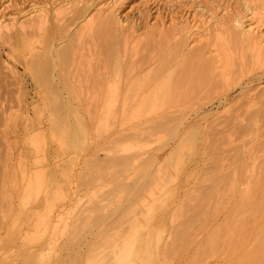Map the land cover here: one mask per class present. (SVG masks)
<instances>
[{
  "label": "rangeland",
  "instance_id": "1",
  "mask_svg": "<svg viewBox=\"0 0 264 264\" xmlns=\"http://www.w3.org/2000/svg\"><path fill=\"white\" fill-rule=\"evenodd\" d=\"M59 1L0 0L10 28L0 37V264H112L132 239L149 264H264V67L234 37L236 18L252 23L243 2L117 0L127 23L109 58L96 11L106 0L56 19ZM35 4L47 10L41 31L10 21ZM201 16L199 38L190 29ZM215 32L233 68L224 81L220 64L193 77L215 60ZM69 45L64 64L37 69ZM190 57L192 71L177 77ZM111 93L117 113L105 115ZM59 213L57 232H44L41 219Z\"/></svg>",
  "mask_w": 264,
  "mask_h": 264
},
{
  "label": "bare ground",
  "instance_id": "2",
  "mask_svg": "<svg viewBox=\"0 0 264 264\" xmlns=\"http://www.w3.org/2000/svg\"><path fill=\"white\" fill-rule=\"evenodd\" d=\"M109 1L110 0H106L105 3L100 1L102 3L96 7V11L98 14V18L101 19V22H102V25L100 26L99 31H98V36H99L100 41H101V47H102V50H106L107 53H109V55H107L106 57L111 58L113 56V55L111 56V53L113 52V50L117 51V50L121 49V48H119L120 41H119V38L116 37L117 36L116 34H117V32L119 34V32H121L125 29L127 21L121 20L120 16L118 15V13L115 9L117 6V0L115 2H109ZM240 1L243 2V6H244L245 10L247 11V13L250 14V18L248 20L249 23L250 22H252V23L247 24L248 22L244 21L245 18H236L233 22L235 25V29L237 31V32L235 31L234 37H235L236 41H239V43H240L239 45L242 46L243 50H249L250 51V53H251V64H253V66L256 68H263L264 67V32H263L264 31L263 30V26H264V2L258 4L257 2H254L251 0H240ZM84 3H85V0H61V1H59V3H57V4L55 3V5H53L54 17L56 19L64 18L66 15H70L73 11L75 12L76 9L81 5L83 6ZM5 10L6 9H4V11ZM46 11L47 10L45 7H38L35 4V5L31 6L29 11H27V12L25 10L16 11L17 13L14 15H10L9 19L14 24H19V22H20L19 19H21V18L27 20L29 25L22 24V23L20 25L22 31H25L27 29H37L38 31H41L43 29L44 24L46 23L45 22ZM2 12H3V10H2ZM6 17H7L6 15L0 16V37L2 35H4L5 33L10 31V28L6 24L7 23L5 20ZM241 17H244V16H241ZM202 18H203V20L201 21L200 19H202ZM200 19L198 22L196 20L197 23H195V24H197V25H195L193 27L191 26L192 28L190 30L191 31L196 30L198 32L197 35L201 34V36H199V38H202V33H206L208 21H207V19L204 20L203 16H201ZM92 25H93V22L88 21L87 24L80 30L81 32L79 35L82 36L87 31H90ZM34 27H36V28H34ZM187 29L185 31L186 34L190 32ZM15 39L17 40L18 37H15ZM185 39H187V38H185ZM185 39L183 40V43H185V41H186ZM48 40L49 39L46 38L42 42V44L45 45V50H51V44L48 42ZM17 41L21 46H23V47L26 46V42L22 38L21 39L19 38ZM187 41H186V43H187ZM245 45H247V46L245 47ZM70 47H72V46L69 45L67 48L59 49L61 51H59L57 53L56 60H54L53 58H47V57L36 60L35 64L38 67L37 69H39V67L40 68L42 67L41 69H43L44 72H47V71H45L47 69H44V67L45 68H49V67L51 68V66H52L54 68V67H57L58 65L64 64L67 52L69 51ZM210 47H211V50H213V52L215 53V56H216L215 60L209 59V60H206L204 62H201V64L198 65L199 67L193 71L194 75H192V76L202 78L205 75H207V73L210 70H212L213 66L220 64L222 66L219 69L220 70V79L224 81L228 77L229 71L233 68V56L230 55V53L228 51V50H232V49H230L228 47V44H226L224 36L221 33H216V32L211 37ZM239 47L240 46H238V48ZM240 50H241V48H240ZM177 53H178V50H174L172 53H170V56L167 58V62L170 61L172 58H174L177 55ZM248 58L246 57V60ZM191 59H192V57L185 59L183 67L180 69L179 73L175 74L177 77L182 78L183 75H186L189 71H192L191 70L192 67L190 68V65H191L190 60ZM39 71H41V70L39 69ZM42 73H39V75ZM47 78H48V76L47 77L42 76L38 80L40 81L41 84L47 86L49 90L51 89L50 93L51 92L54 93L52 91L49 79H47ZM115 92H116V90H115ZM52 95L54 96V98H52V99H55V95L54 94H52ZM116 97H117V95H116ZM116 97L112 93L107 97V99L105 101L104 111H103L105 113V115H109V114H115L116 115L117 109H118V100ZM54 101H52V102L54 103ZM130 104H131L130 98L125 97L123 100V103H122V111L126 112L128 110V106ZM56 105H57V103H55V106ZM54 107H53V109H54ZM151 107H152V109H156L157 108L156 103H154ZM57 109L59 110V108H57ZM56 111L57 110L55 109V113H57ZM58 118H60V116H58L57 119ZM54 123L58 124V123L52 121V124H54ZM30 136H31V139L33 141H37L40 138V135H38V134H32ZM126 161H127V159H126ZM123 162H124V160H123ZM153 162L154 161H152V163ZM117 164H119V163H117ZM156 164H158V162ZM121 169H123V168H120V170ZM35 174L38 178V181H37L38 183H37L36 187L39 189L41 186L40 182H39L41 173L40 174L35 173ZM25 175L26 174L24 173L23 176L25 177ZM29 184H30V182L27 185H29ZM26 192H28V191H26ZM85 219L88 220V218H86V217H85ZM82 221H84V220H82ZM86 222L88 223V221H86ZM60 223H61V214L60 213L55 215V216L46 215L44 218L41 219V225H42L44 232H46L48 229L52 233L57 232ZM66 229H65V231H66ZM75 230H76V228H75ZM144 230L147 231L150 229L146 228ZM63 233H65V232L63 231ZM74 233H75V231H74ZM147 233L148 232H146V234ZM156 239H157V246H159V243H158L159 242V236L158 235H157ZM42 252H44V251H42ZM154 252H156V251H154ZM40 253H41V251H40ZM35 254L38 255L37 252ZM41 254L43 255V253H41ZM149 254H151V253H149L147 245H145L142 253L137 251L136 240L133 241V239H132L131 241L124 242V244L122 246H119L116 248L115 252L113 253L112 264H149L148 259H145V256H147ZM33 256H35V255H33ZM44 256H45V254H44ZM42 258L44 259L43 256H42ZM42 258L41 257L37 258L38 260L41 259V261L39 260L38 262H42ZM153 258L157 260V256L154 255V257H152V255H150V260ZM30 259H32V258L30 257ZM27 261H28L27 264H29V260H27ZM44 263H46V262H44ZM31 264H34V263H31Z\"/></svg>",
  "mask_w": 264,
  "mask_h": 264
}]
</instances>
